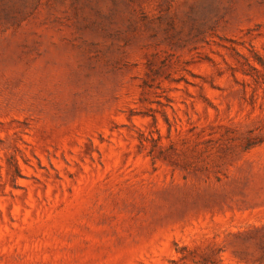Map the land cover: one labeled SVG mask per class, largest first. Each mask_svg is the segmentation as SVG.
I'll return each mask as SVG.
<instances>
[{"label":"rangeland","instance_id":"rangeland-1","mask_svg":"<svg viewBox=\"0 0 264 264\" xmlns=\"http://www.w3.org/2000/svg\"><path fill=\"white\" fill-rule=\"evenodd\" d=\"M0 264H264V0H0Z\"/></svg>","mask_w":264,"mask_h":264}]
</instances>
